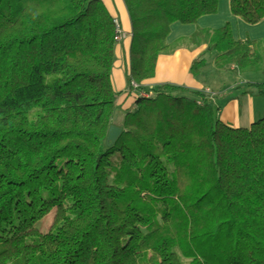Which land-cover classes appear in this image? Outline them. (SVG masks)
<instances>
[{
	"label": "trees",
	"instance_id": "1",
	"mask_svg": "<svg viewBox=\"0 0 264 264\" xmlns=\"http://www.w3.org/2000/svg\"><path fill=\"white\" fill-rule=\"evenodd\" d=\"M123 2L128 91L170 51L172 23L219 8ZM229 8L246 24L264 18V0ZM114 27L102 0H0V264H264V116L232 127L205 91L163 83L139 91L108 141ZM214 65L264 73V38Z\"/></svg>",
	"mask_w": 264,
	"mask_h": 264
},
{
	"label": "crops",
	"instance_id": "2",
	"mask_svg": "<svg viewBox=\"0 0 264 264\" xmlns=\"http://www.w3.org/2000/svg\"><path fill=\"white\" fill-rule=\"evenodd\" d=\"M102 3L110 16L119 20L120 29L125 33L124 38L116 41L111 68V82L118 93V107L113 121L115 125H121L125 110L134 104L140 90L151 91L163 83L205 91L216 118L232 127L251 126L254 121L264 116V105L260 107L259 103H255L258 99L248 87L256 83L252 79L257 72L249 70L245 79L234 81L231 87L222 89L220 72L232 71L235 65L226 68L214 65L217 54L232 47L239 40L249 37L258 41L264 38L257 39L248 32L243 34L233 29L232 22L238 24L239 17L229 11V0H219L217 13L201 16L194 24H182L177 21L172 23L167 39L170 51L158 56L155 73L150 79L142 82V89L132 91L127 90L126 79L131 40V23L127 8L123 0H102ZM240 25L242 26L241 23ZM196 31L197 35L194 36ZM197 59L203 64L195 75L191 72V65ZM258 91L262 92V89L259 88Z\"/></svg>",
	"mask_w": 264,
	"mask_h": 264
},
{
	"label": "rangeland",
	"instance_id": "3",
	"mask_svg": "<svg viewBox=\"0 0 264 264\" xmlns=\"http://www.w3.org/2000/svg\"><path fill=\"white\" fill-rule=\"evenodd\" d=\"M239 19V23L236 24L235 21L232 22V26L234 30L239 31L240 33L246 34L247 32L250 33L252 36L254 35L255 38L260 39V37H264V18L261 20V22L256 23V24H249L245 21H242L241 18ZM240 23L242 24V26L240 25ZM236 31V32H237ZM241 71V72H240ZM221 74V88H228L231 87L232 83L234 81H238V80H242L245 79L246 76H248L249 71L246 69H239L236 65L234 70H224ZM254 76V81H256L255 84H251L249 87V89L251 91L254 92L256 98L258 100H256L255 103H259L260 107L264 105V73L263 72H257L255 73ZM129 87H133L134 88V84L132 82H129ZM262 89L261 91H258V89ZM116 113V112H115ZM117 117V116H116ZM54 215V211H50L48 214H46L45 216L42 217V219H40L37 223H36V227H38L40 229V231H46L51 223H52V219ZM184 260L186 259L185 257H182Z\"/></svg>",
	"mask_w": 264,
	"mask_h": 264
},
{
	"label": "water",
	"instance_id": "4",
	"mask_svg": "<svg viewBox=\"0 0 264 264\" xmlns=\"http://www.w3.org/2000/svg\"><path fill=\"white\" fill-rule=\"evenodd\" d=\"M121 132V127L115 124H111L109 129H108V133L107 135V140L110 142H114L117 137L119 136V133Z\"/></svg>",
	"mask_w": 264,
	"mask_h": 264
},
{
	"label": "built area",
	"instance_id": "5",
	"mask_svg": "<svg viewBox=\"0 0 264 264\" xmlns=\"http://www.w3.org/2000/svg\"><path fill=\"white\" fill-rule=\"evenodd\" d=\"M114 24H115L114 29H116V32H117L115 38L118 41V40L125 37V33L122 31V29H120L121 26H120L119 20L117 18H114Z\"/></svg>",
	"mask_w": 264,
	"mask_h": 264
}]
</instances>
